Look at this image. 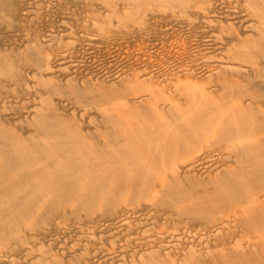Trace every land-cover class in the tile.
Here are the masks:
<instances>
[{"label": "rangeland", "instance_id": "1", "mask_svg": "<svg viewBox=\"0 0 264 264\" xmlns=\"http://www.w3.org/2000/svg\"><path fill=\"white\" fill-rule=\"evenodd\" d=\"M8 3L0 129L39 140L54 115L87 137L106 116L171 121L112 163L142 160L139 182L92 202L32 196L0 227V264H264V0ZM29 170L0 175V194Z\"/></svg>", "mask_w": 264, "mask_h": 264}, {"label": "bare ground", "instance_id": "2", "mask_svg": "<svg viewBox=\"0 0 264 264\" xmlns=\"http://www.w3.org/2000/svg\"><path fill=\"white\" fill-rule=\"evenodd\" d=\"M8 4V0H0V12H5L3 9L7 10ZM170 121L169 116L159 114L147 115L141 121L133 115L129 118L106 116L103 131L87 137L71 118L54 115L41 123V134L47 136L39 140H23L14 136L12 130L0 129V175L18 167L31 169L21 179L2 184L0 227L11 224L34 195L45 193L51 203L59 202L62 196L77 195L83 201L92 202L109 187L121 188L129 174L131 181L139 182L146 171L142 160L134 163L131 169L112 163L117 158L122 160L129 150L140 155L151 141L161 137ZM104 141L119 143L112 145ZM51 152H58L60 158L47 161ZM99 168H103L102 172ZM113 171L117 172L115 178L111 177ZM84 174L90 176L87 181H83ZM92 178L97 180L89 182ZM1 231L9 232L11 227Z\"/></svg>", "mask_w": 264, "mask_h": 264}]
</instances>
